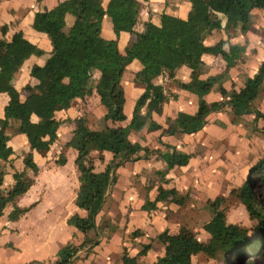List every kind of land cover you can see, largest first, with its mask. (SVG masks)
<instances>
[{
    "label": "crops",
    "instance_id": "crops-1",
    "mask_svg": "<svg viewBox=\"0 0 264 264\" xmlns=\"http://www.w3.org/2000/svg\"><path fill=\"white\" fill-rule=\"evenodd\" d=\"M61 1L0 0V39L6 42L2 55L10 54L20 63L24 56L20 44L24 39L45 53L42 57L32 55L23 60L15 75L13 85L22 100L23 89L27 85L38 84L31 76L33 67L44 66L53 49L46 35L34 31L35 16L46 11L61 14ZM109 2L105 0V7ZM190 9V0L143 2L136 31L141 32L148 22L159 26L163 14L186 19ZM74 21V17L67 14L60 32L67 35ZM226 25L224 21L222 29L210 35L205 44L216 46L221 43L228 58L204 55L197 66V77L201 81L222 78L208 96L209 105L224 101L221 88L228 92L243 88L248 78L257 75L264 62L263 13H253L248 24L233 22L231 29L226 28ZM102 29L106 40H116L112 21L107 16L102 21ZM132 40L131 35L122 33L118 39L120 49L123 50ZM240 48L245 49L243 58L237 54ZM233 60L235 64L229 67ZM142 69L141 63L134 61L123 77L127 125L132 120L138 98L145 92V89L135 84V77ZM192 74L193 71L185 66L177 71L175 79L162 76L155 80L170 97L164 105L163 115L154 116L159 124L165 125L170 120L174 122L197 114L198 97L180 87V84L192 82ZM98 81L97 72L94 74L93 84L96 87L92 95L78 99L70 109L57 113L63 122L58 139L43 154L33 150L24 135L7 137L14 155L9 163L0 162V172L5 174L3 191L8 192L15 184V171L25 172L34 180V185L15 204L8 205L0 218V264H59V253L65 246L74 243L76 247H81L86 240L84 234L68 223L72 217L86 218L88 213L76 204L80 188V173L76 166L78 152L65 145L71 141L73 122L80 116H86L93 130L104 129L103 120L108 103L101 100ZM9 101L7 94L0 93V131L5 119L4 108ZM256 106L264 115V89ZM263 127L264 122L255 115L243 116L235 122L228 108L211 114L204 128L195 134L168 135L161 130L132 132V143L141 144L151 153L146 157L142 152V159L126 163L115 171L117 180L97 217V229L88 235L89 240L95 241L97 245H85L72 264H124V257L137 258L146 246H152V249L146 257L139 259V264H154L163 254V246L158 241L162 234L178 235L181 228L186 227L200 236L205 224L200 227L199 221L196 222L202 214L212 217L209 202L230 197L231 190L242 186L250 168L264 155ZM174 151L191 155V160L187 166L175 167L171 171L168 177L170 183L165 188H176L180 194L187 195L188 200L183 206L160 204L159 209L148 212L144 210V205L149 200H155L159 184L153 186L151 181L166 166L159 155ZM62 155L66 160L65 165L58 164ZM90 158L100 172L113 159L109 153L95 151ZM101 158L104 160L100 161ZM15 208L28 211L17 215L16 220H11Z\"/></svg>",
    "mask_w": 264,
    "mask_h": 264
},
{
    "label": "trees",
    "instance_id": "trees-1",
    "mask_svg": "<svg viewBox=\"0 0 264 264\" xmlns=\"http://www.w3.org/2000/svg\"><path fill=\"white\" fill-rule=\"evenodd\" d=\"M146 1L110 0L105 7V0H63L59 5L61 14L48 11L36 14L33 29L46 35L53 49L44 66L33 67L31 76L38 84L27 85L23 89V100L13 85L15 75L23 60L32 55L42 57L45 53L24 39L20 44L24 56L17 63L12 55H2L6 42L0 39V93L10 98L4 108L5 119L0 131V162L9 163L14 155L8 145L9 135L26 136L30 147L42 154L49 150L58 139L63 123L57 113L70 109L78 99L92 95L96 87L93 84L94 74L97 72V85L105 91V95L99 92L102 102L108 103L104 129L93 130L86 116H80L73 122L71 141L65 145L78 152L76 166L80 173V188L76 204L88 216H74L68 221L70 226L86 236V240L81 247H76L74 243L65 246L59 253V264H72L85 245H97L89 240L88 235L97 229V217L117 180L115 171L126 163L142 159V152L146 157L150 155V149L132 143V132L161 130L168 135L195 134L204 128L214 111L228 108L235 122L246 115H255L264 122V115L256 106L264 89V62L257 75L248 78L240 90L228 92L221 88L224 101L218 104L209 105L207 99L222 78L201 81L197 77V66L204 55L228 58L221 43L207 46L206 39L221 30L224 21L228 28L230 22L248 24L255 12L264 14V0H190L191 9L186 19L163 14L159 26L148 22L141 32H137L143 2ZM67 14L72 15L75 21L69 33L63 35L60 26L65 23ZM105 16L112 21L116 40L108 41L103 37L102 21ZM2 32L5 34V28ZM122 33L133 37L123 50L118 45ZM134 61L143 66L140 74L145 80V92L138 98L132 120L127 125L126 94L122 81ZM185 66L193 71L192 82L180 84V87L198 97V112L194 117L159 124L154 116L163 115L164 105L170 97L155 80L162 76L175 79L177 71ZM228 97L230 100H227ZM94 151L112 155L113 159L104 171H98L90 158ZM160 155L167 164V170L156 173L160 181L157 197L144 205V210L148 212L159 209L160 204L183 206L188 200V196L180 194L176 188L165 186L170 183L166 179L170 170L187 166L191 155L176 151ZM65 163L62 155L58 164ZM4 175L0 172V218L8 205L15 204L34 185V180L25 172L15 171V184L4 192ZM260 184H264V155L250 168L242 186L230 192V197H236L244 205L250 220L258 222L255 231L251 233L238 225H228L221 210L227 199L217 198L209 202L212 220L204 225L200 236L182 227L178 235L166 232L158 238L164 250L154 264H194V257L202 255L210 260H224L225 264H242L250 249L264 243V208L254 191V187ZM27 211L15 208L10 218L16 220L17 215ZM151 249L152 246L144 247L137 258L124 257V264H139V259L146 257ZM231 256H235V260H229Z\"/></svg>",
    "mask_w": 264,
    "mask_h": 264
},
{
    "label": "rangeland",
    "instance_id": "rangeland-1",
    "mask_svg": "<svg viewBox=\"0 0 264 264\" xmlns=\"http://www.w3.org/2000/svg\"><path fill=\"white\" fill-rule=\"evenodd\" d=\"M150 0H147V2ZM160 11L157 13L159 14ZM159 19L157 18V22ZM233 21V20H232ZM233 26V22H230L229 29H231ZM244 48H240L238 51V57H244ZM235 64L234 60L233 62L230 63L229 67H232ZM136 81L135 84H137L140 88L145 89V80L144 77L138 73L137 76L135 77ZM98 88V87H97ZM96 88V89H97ZM101 94L105 95V91L101 89L100 91ZM230 100V99H229ZM224 111V109L214 111L212 114L216 112H221ZM209 119V118H208ZM159 157L162 159L161 155ZM167 170V164L164 169L158 171V172H164ZM172 170L168 173L166 176V179L169 180V175ZM152 185L154 186L156 183H159L160 181L158 180V177L155 176V178L151 181ZM170 182V180H169ZM254 191L256 196L258 197V200L261 202L262 207L264 208V184L258 185V187H254ZM226 203L222 205L221 210L224 211V214L226 216V222L227 224H235L238 225L244 229L249 230L251 233L256 230L258 226L257 221H252L250 220L249 214L246 211V208L244 205L236 198V197H228L226 198ZM212 220V217L210 214H202L199 219H197V222L199 221L198 225L202 227L203 223L207 224ZM197 225V227H198ZM256 250V251H255ZM246 252V251H244ZM235 256L229 257V260H235ZM194 264H225L224 260H210L206 256H198L194 257L193 259ZM242 264H264V243L260 244L257 248L255 247L254 249H250L248 253L245 255V257L242 259Z\"/></svg>",
    "mask_w": 264,
    "mask_h": 264
},
{
    "label": "built area",
    "instance_id": "built-area-1",
    "mask_svg": "<svg viewBox=\"0 0 264 264\" xmlns=\"http://www.w3.org/2000/svg\"><path fill=\"white\" fill-rule=\"evenodd\" d=\"M31 264H43V263H31Z\"/></svg>",
    "mask_w": 264,
    "mask_h": 264
}]
</instances>
